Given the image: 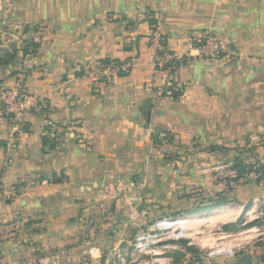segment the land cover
<instances>
[{
  "label": "crops",
  "instance_id": "crops-1",
  "mask_svg": "<svg viewBox=\"0 0 264 264\" xmlns=\"http://www.w3.org/2000/svg\"><path fill=\"white\" fill-rule=\"evenodd\" d=\"M155 30L168 51L186 54L209 34L230 47L218 60L156 73ZM29 44L37 48L27 53ZM98 60L135 67L105 85L91 76ZM20 80L49 112L25 117L23 128L0 122V264L46 254L78 264L90 246L104 264L157 219L150 207L132 222L135 209L180 216L229 205V216L264 194L241 184L233 201L208 176L236 158L264 160V0H0V83ZM168 150L179 158L166 160ZM192 245H171L163 261L189 263ZM252 255L264 264V246Z\"/></svg>",
  "mask_w": 264,
  "mask_h": 264
},
{
  "label": "built area",
  "instance_id": "built-area-1",
  "mask_svg": "<svg viewBox=\"0 0 264 264\" xmlns=\"http://www.w3.org/2000/svg\"><path fill=\"white\" fill-rule=\"evenodd\" d=\"M149 41L150 50L154 53L156 73L166 74H174L185 63L197 58L218 60L228 53L230 47L228 42L215 34L194 40L186 54L165 50L166 40L157 30L151 35ZM228 58H232V55L230 54ZM134 67L133 60L107 64L98 60L93 64L91 76L95 82L108 85L118 77L129 75ZM31 100L33 102H30L29 90L24 81L20 80L12 87L0 83V122L22 127L25 117L31 114L46 117L49 108L44 100L38 95ZM245 165L248 167L242 173L234 168V162L222 166L221 174L225 171L222 177L227 179L225 185L235 188L242 183H252L264 190V160L248 162ZM217 171L220 173V170ZM229 208L230 206L226 205L215 209L210 217L219 216ZM239 212L240 214L234 218L240 227L237 233L223 229V237L217 238V232L221 230L219 226L209 225L202 230V226H199L193 230L197 236L206 235L209 241L214 243L213 247L204 253L206 260L213 261L220 258L234 260L246 254H253L257 248L264 246V194L252 197L247 204L239 208ZM148 215L147 210L136 209L131 213L130 220L137 222L142 218H147ZM201 215L206 216L205 213H198L193 216L164 217L150 222L138 232L129 246L125 248L119 246L110 250L104 264H165L161 262L164 260L161 258L162 250L189 239V232L192 231L189 230L190 220L193 219L194 223H198ZM230 215L234 216V212L232 211ZM98 252L97 247L90 246L88 255L78 264H102L95 257ZM13 264L76 263L69 258L61 259L58 254H46L36 260L20 259Z\"/></svg>",
  "mask_w": 264,
  "mask_h": 264
},
{
  "label": "rangeland",
  "instance_id": "rangeland-1",
  "mask_svg": "<svg viewBox=\"0 0 264 264\" xmlns=\"http://www.w3.org/2000/svg\"><path fill=\"white\" fill-rule=\"evenodd\" d=\"M17 43H19L18 41H11L10 42V46H14V45H17ZM186 154H189V153H186ZM164 156H165V159L167 160H174V159H177L179 158L177 155H174L173 151L171 150H168L166 151V153H164ZM229 163V162H228ZM226 163H221L215 167H217V169H214V168H211L212 169V172L208 174L210 178V180H212V178H214V182L215 184H223L225 185L227 181L226 178L222 177L225 175V171H222V174H221V167L226 165ZM220 168V169H219ZM214 169V170H213ZM217 170H220V173H218ZM214 171V172H213ZM205 173V170H201V172L199 173L201 176H204L206 177V174H203ZM162 176L158 177V181H157V186L160 188V189H163V183H162V180L164 181L165 180V177L162 178ZM173 181V180H172ZM173 183H175V181H173ZM242 184H250V183H242ZM252 184V183H251ZM241 186V184H239L237 187L235 188H231L227 185H225V188H227L230 192H231V196H232V200H236V191L239 187ZM180 194H178L179 196ZM216 195H213V196H209L206 197V199H203V200H206L207 202H210L212 200H215ZM220 199L218 201H220L221 203L223 201L226 202V200H222V199H225L226 197H223L222 195L221 196H218ZM214 198V199H213ZM216 201V202H218ZM215 205V204H214ZM223 205V204H222ZM221 206V205H220ZM143 207V206H142ZM152 208L153 209V212L155 213V218L159 219V218H164V217H176V213L175 212H170V208H163V206H156L157 208L154 209L155 207L154 206H148L146 205L144 209H141V210H147L148 211V208ZM161 207V208H160ZM235 208V209H234ZM233 212H234V216L232 215H227L225 216L224 214L225 213H221L219 216L221 217H210L211 216V213L212 212H207L205 213L206 216H202L201 215V218H199V221L198 223H194L193 222V219L190 220V223H189V230H192L189 232V235H188V238L189 239H185L184 241H188V242H191L193 243L192 247L195 248L196 250L194 251V254H191V260L193 262V260H195V262H199L201 264H213V263H218V264H231L233 262H236L239 258L237 259H234V260H227V259H224V258H220V259H217V260H213V261H208L205 259V256H204V253H206L207 251H209V249L211 247H213V241H209V239L207 238V236H197L196 234H194V231L193 230H196L197 227L199 226H202L201 230L206 227V226H219L221 227V230L219 232H217L218 236L217 238H222V231L224 229V225H220L218 224L219 221H222V222H226L228 220H234L235 216H237L240 212H239V207L238 206H234L233 207ZM136 210V209H135ZM140 210V209H138ZM191 209H189L188 211H190ZM188 211H182V213H185V214H181V215H185V216H193V215H197L198 213H187ZM149 212V211H148ZM152 212V213H153ZM240 230V227L238 226L233 232L237 233L239 232ZM221 235V236H220ZM204 237V238H202ZM164 251V250H162ZM164 256H162L161 258H163ZM193 258V259H192ZM191 261L188 263V259H184L183 257L179 259V264H184V263H187V264H191ZM162 263H164V261H161Z\"/></svg>",
  "mask_w": 264,
  "mask_h": 264
},
{
  "label": "trees",
  "instance_id": "trees-1",
  "mask_svg": "<svg viewBox=\"0 0 264 264\" xmlns=\"http://www.w3.org/2000/svg\"><path fill=\"white\" fill-rule=\"evenodd\" d=\"M31 47L33 49H36L37 46L35 44H29L25 47L24 51L28 53V50L29 48L31 49ZM106 64L109 62V61H104ZM44 143L45 145H48L50 144V141L46 138L44 139ZM50 147L53 149L55 148L54 145L50 144ZM247 165H245V162L242 160V159H239V158H236L235 161H234V168L237 169L240 173L244 172L246 169H247ZM1 186V184H0ZM1 190V189H0ZM222 203H225L224 201ZM221 205V204H219Z\"/></svg>",
  "mask_w": 264,
  "mask_h": 264
},
{
  "label": "water",
  "instance_id": "water-1",
  "mask_svg": "<svg viewBox=\"0 0 264 264\" xmlns=\"http://www.w3.org/2000/svg\"><path fill=\"white\" fill-rule=\"evenodd\" d=\"M231 264H254V256L252 254L243 255L236 262Z\"/></svg>",
  "mask_w": 264,
  "mask_h": 264
}]
</instances>
